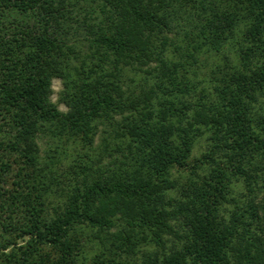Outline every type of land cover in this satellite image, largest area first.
<instances>
[{"label": "trees", "instance_id": "obj_1", "mask_svg": "<svg viewBox=\"0 0 264 264\" xmlns=\"http://www.w3.org/2000/svg\"><path fill=\"white\" fill-rule=\"evenodd\" d=\"M0 264H264V0H0Z\"/></svg>", "mask_w": 264, "mask_h": 264}, {"label": "rangeland", "instance_id": "obj_2", "mask_svg": "<svg viewBox=\"0 0 264 264\" xmlns=\"http://www.w3.org/2000/svg\"><path fill=\"white\" fill-rule=\"evenodd\" d=\"M130 76H132V75H130ZM130 78H133V76L130 77ZM52 90H53V93H52V96H51L52 102L55 103L59 107V109L61 111L66 112L67 111V107L64 104H62L61 101H60L61 100L60 99L61 98V94H62V91H63V82H62L61 79H54L53 80ZM99 141H100V138H97L96 139V145L99 143ZM41 148H42V154H43V156H45V153L48 150V145L46 144V141H42L41 142Z\"/></svg>", "mask_w": 264, "mask_h": 264}]
</instances>
